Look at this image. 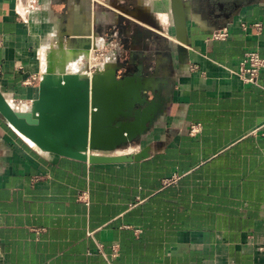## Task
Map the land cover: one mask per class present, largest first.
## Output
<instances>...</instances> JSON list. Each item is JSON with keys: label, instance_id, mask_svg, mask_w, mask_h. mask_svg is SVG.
Segmentation results:
<instances>
[{"label": "crops", "instance_id": "obj_1", "mask_svg": "<svg viewBox=\"0 0 264 264\" xmlns=\"http://www.w3.org/2000/svg\"><path fill=\"white\" fill-rule=\"evenodd\" d=\"M106 1L118 11L98 0H0V92L15 109L40 100L42 49L93 31L98 49L78 61L83 72H141L164 109L114 152L138 156L121 163H90L83 143L55 135L42 145L0 112V264H264V69L259 84L231 72L249 49L264 57V31L240 26L264 23V0L243 1L220 27L193 0L201 16L182 57L167 0H131L154 11L162 1L164 31ZM222 27L230 36L214 38Z\"/></svg>", "mask_w": 264, "mask_h": 264}, {"label": "water", "instance_id": "obj_2", "mask_svg": "<svg viewBox=\"0 0 264 264\" xmlns=\"http://www.w3.org/2000/svg\"><path fill=\"white\" fill-rule=\"evenodd\" d=\"M192 1L168 0L181 57L186 52L184 45H189L192 38L189 22L201 16L192 12ZM114 6L123 10L118 4ZM161 8L162 5L159 6ZM124 11L164 31L160 17L149 6ZM95 37V31L91 35H69V40L64 39L58 46L64 55L65 46L69 47L71 57L79 59L98 49ZM53 70L55 66L51 65L43 75L40 100L33 110L15 109L0 92V112L4 117L21 133L42 145L54 147L49 135L83 143L88 153L81 156L90 163L131 162L138 157L114 152L145 135L164 111L163 107L150 99V95H156V92L148 84L149 78L141 72L120 77L117 70L109 65L97 67L94 71H90L89 66V73L81 75L71 73L58 76ZM77 77L84 78V83L80 84ZM61 149L72 152L68 147Z\"/></svg>", "mask_w": 264, "mask_h": 264}, {"label": "built area", "instance_id": "obj_3", "mask_svg": "<svg viewBox=\"0 0 264 264\" xmlns=\"http://www.w3.org/2000/svg\"><path fill=\"white\" fill-rule=\"evenodd\" d=\"M240 26L243 31L247 32L253 29V34L256 36H259L264 31V23L261 21H256L249 23L247 21H242L240 23ZM230 36V32L227 27H222L220 29H217L213 33V37L216 39H227ZM264 69V57L260 54V52L257 49H249L245 52L244 57L239 63V66L237 70H231L233 74L238 75L243 79L246 83H253V84H259L260 75ZM40 78L39 75H34L32 77V80L38 81ZM28 82H30L28 80ZM189 132L191 135H197L201 132V124L199 123H193L190 125ZM175 176L165 179V183H172L175 180ZM38 179V177H35L34 180ZM82 199L86 198V193H83L80 195ZM137 232L140 231V229H136ZM117 246V245H116ZM118 248L115 247L114 254H117ZM2 255V247L0 244V256Z\"/></svg>", "mask_w": 264, "mask_h": 264}, {"label": "flooded vegetation", "instance_id": "obj_4", "mask_svg": "<svg viewBox=\"0 0 264 264\" xmlns=\"http://www.w3.org/2000/svg\"><path fill=\"white\" fill-rule=\"evenodd\" d=\"M201 12L206 16L208 24L212 27H220L224 20L229 19L246 0H196ZM123 8L122 12L134 11L137 6L131 0H123L116 3Z\"/></svg>", "mask_w": 264, "mask_h": 264}, {"label": "rangeland", "instance_id": "obj_5", "mask_svg": "<svg viewBox=\"0 0 264 264\" xmlns=\"http://www.w3.org/2000/svg\"><path fill=\"white\" fill-rule=\"evenodd\" d=\"M98 1H101V2H99V3H103V4H101L102 5V7H106L105 5H108V8H110V9H112V11L113 10H115V11H118V10H116L115 8H113V6L111 5V3H109L108 1H106V0H98ZM168 1V0H167ZM162 3V1H157L156 2V4H155V9H156V11L159 9V6L161 5L160 3ZM163 5H162V8H164V3H162ZM167 8V7H166ZM158 12L161 14V13H164V12H166V11H164V10H162V11H159L158 10ZM164 19L166 18V15H161ZM56 46V47H55ZM58 48H59V46L55 43V44H53V45H50L49 47H44L43 49H42V53H41V57H42V60H43V63H44V66H47V67H45V69H46V71L48 70V67H50L51 65H53V66H55V70H53V71H55V74L56 75H62V74H70L71 72H73V70H75V69H80V71H81V73H80V75L81 74H84V72H83V70H82V68L78 65V61L79 60H82L83 59V61H85L86 60V57H84V55H82L79 59H73L72 57H71V54H70V52H65V56H64V54H60V51L61 50H58ZM59 51V56L57 57V55H55V59H57L58 61L56 62V60L54 59V57H53V51ZM52 51V52H51ZM47 52V53H46ZM101 50L100 51H97L96 53H98V54H101ZM52 53V54H51ZM50 54V55H49ZM68 54V57L66 56ZM62 55V56H61ZM69 55H70V57H69ZM47 56H49V57H47ZM60 57V58H59ZM62 57V58H61ZM68 58V60H67V58ZM45 58V59H44ZM64 58H66V62L64 61ZM53 59V60H52ZM70 59V60H69ZM85 59V60H84ZM55 60V61H54ZM64 61V62H63ZM73 61V62H72ZM87 61V60H86ZM51 62V63H50ZM62 62V63H61ZM55 64V65H54ZM64 64V65H63ZM66 66V67H65ZM61 67H63V68H61ZM67 69H68V72H67ZM62 70V71H61ZM65 70H66V72H65ZM45 71V70H44ZM70 72V73H69ZM43 73H46V72H43ZM89 73V72H88ZM73 74V73H72ZM76 80L80 83V84H82V83H84V81H85V79L84 78H82V77H77L76 78Z\"/></svg>", "mask_w": 264, "mask_h": 264}, {"label": "bare ground", "instance_id": "obj_6", "mask_svg": "<svg viewBox=\"0 0 264 264\" xmlns=\"http://www.w3.org/2000/svg\"><path fill=\"white\" fill-rule=\"evenodd\" d=\"M97 39H98V38H97ZM56 44H57V43H56ZM55 47H56V46H55ZM58 50H60V49L58 48ZM58 50H57V51H53V52L51 51V52L53 53V57H54V59L56 58L55 55H57V57L59 56V51H58ZM46 53H47V52H46ZM52 53H51V54H52ZM60 54H62V51H60ZM49 55H50V54H49ZM61 56H62V55H61ZM64 56H65V55H64ZM66 56L68 57V54H67ZM47 57H49V56H47ZM67 57H66V58H67ZM69 57H70V55H69ZM59 58H60V57H59ZM61 58H62V57H61ZM70 58H71V57H70ZM44 59H45V58H44ZM52 60H53V59H52ZM55 60H56V62L58 61L57 59H55ZM55 60H54V61H55ZM67 60H68V58H67ZM69 60H70V59H69ZM63 62H64V61H63ZM65 62H66V61H65ZM72 62H73V61H72ZM50 63H51V62H50ZM61 63H62V62H61ZM63 65H64V64H63ZM45 67H47V66H45ZM65 67H66V66H65ZM61 68H63V67H61ZM63 69H64V68H63ZM61 71H62V70H61ZM44 72H46V69H45ZM54 72H55V71H54ZM65 72H66V70H65ZM67 72H68V69H67ZM69 73H70V72H69ZM71 73H73V74H80L81 71H80V69L77 68V69L73 70V72H71ZM71 73H70V74H71ZM44 74H45V73H44ZM67 74H68V73H67ZM62 75H64V74H62ZM58 76H59V75H58Z\"/></svg>", "mask_w": 264, "mask_h": 264}]
</instances>
